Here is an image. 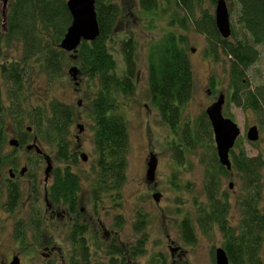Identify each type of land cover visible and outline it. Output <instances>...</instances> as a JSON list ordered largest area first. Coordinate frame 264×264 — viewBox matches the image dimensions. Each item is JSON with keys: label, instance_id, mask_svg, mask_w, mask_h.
<instances>
[{"label": "trees", "instance_id": "obj_1", "mask_svg": "<svg viewBox=\"0 0 264 264\" xmlns=\"http://www.w3.org/2000/svg\"><path fill=\"white\" fill-rule=\"evenodd\" d=\"M235 1L239 5L238 23L249 34L250 42L238 39L236 42H229L227 38L221 37L214 16L203 7L205 2L214 5L216 0H138L143 12L150 15V18L165 19L168 27L158 37L148 41L146 83L150 104L175 135L194 87L189 42L183 32H187L189 28L206 37L205 52L213 60H219V51L229 57L230 86L233 88L229 101L243 109L252 110L259 128L264 130V82L253 89L243 83L246 69L259 57L256 46L264 44V0ZM95 12L99 25L98 36L92 41L82 40L72 52L79 61L87 85L94 93L89 108L95 156L90 164L91 171L84 180L89 183L96 207V204L103 202L104 197L117 199L126 180L129 141L127 122L120 108L123 104L122 98L133 93L137 79V62L136 42L132 35H128L120 43L124 62L122 74L116 71L114 57L109 51V43L114 38L115 27L122 14L117 0H95ZM70 23L71 15L66 0H9L4 23L0 13V49L3 41L7 44L11 39L19 41L23 46L20 60L1 65L2 84L6 87L9 111H5L0 89V149L4 141L3 125L6 118H13L15 121L18 119L19 123L24 124L28 113L31 123L28 127L35 131V137L54 144L57 157L66 164L53 170V180L46 189L48 199L65 205L69 211L74 212L83 182L81 176L70 166L78 162L77 155L71 150L69 139L74 110L58 100L50 101L47 106L38 104L28 112L21 105L25 98V82L31 74L28 70L30 61L48 79L60 73L66 51L59 47V43ZM26 128L23 131V142L28 141L26 136L29 133ZM181 130L180 141L187 148H192L195 141L210 148V159L204 175L205 199L202 202L196 201L195 224L204 235L210 236L216 229L222 234L221 247L228 256L229 264H260L259 252L264 243V209L260 206L261 169L264 161L259 155H247L242 147H238L236 140L229 152L231 169L223 167L217 158L212 128L206 115L199 121L194 135L188 123ZM235 148L239 149L236 151ZM173 150L175 159L180 161L181 148L176 145ZM231 171L235 172L240 183L234 202L220 188L218 180L219 175H227ZM31 191L34 194L31 204L34 206L39 193L34 177L31 179ZM18 198L17 185L10 183L3 208L14 210ZM232 208L237 213L236 221L231 217ZM117 220L120 227L122 220L120 217ZM27 222L25 225V222L19 221L14 228V239L20 245L27 244L31 238L35 242L40 241L44 223L36 205ZM144 224L145 219L138 217L135 231L143 230ZM178 228L184 243H195L196 232L191 217L184 216L179 221ZM87 230L91 231L90 226L87 228L75 225L72 228V252L69 258L71 264H128L122 248L112 241L104 247L97 244L95 248L105 252L107 261L92 263V252L83 236ZM143 243V237L139 238L128 254L131 257L141 254ZM148 264L166 262L157 253Z\"/></svg>", "mask_w": 264, "mask_h": 264}, {"label": "rangeland", "instance_id": "obj_2", "mask_svg": "<svg viewBox=\"0 0 264 264\" xmlns=\"http://www.w3.org/2000/svg\"><path fill=\"white\" fill-rule=\"evenodd\" d=\"M117 2L122 9V14L116 24L114 38L109 43V51L114 57L116 71L122 74L124 62L120 43L128 35H132L136 42L137 62V79L134 82L133 93L122 98L123 104L120 108L127 122L129 141L126 180L121 188L120 196L115 200L104 197L103 202L96 207V211L90 200L89 183L84 179L91 171L90 164L95 156L92 140L93 124L89 108L94 93L93 89L87 85L79 61L73 55L74 52H65L62 69L58 76L52 79H48L45 74L40 73L38 66L31 64L32 61H30L28 70L31 74L25 82V98L21 101V105L28 112L30 108L38 104L47 106L50 101L58 100L70 105L74 110V121L69 134L71 150H78V154L85 153L87 159L83 161L78 158V162L70 166L83 180L79 193V206L85 208L83 219L87 221L91 229L87 234V242L90 252H92V263L107 261L108 257L105 252L100 249L97 251L95 248L97 244L104 247L105 244L112 241L125 250L128 264H148L151 257L157 253L165 258L166 264H214L212 252L214 253L216 247L222 246V234L216 229L210 236L204 235L194 222L197 212L196 201L202 202L205 199L204 175L210 159V148L208 145L196 141L192 148H187L180 141L181 129L185 123H188L194 135L199 121L205 115V108L216 99L221 91L227 93L224 114L235 121L240 128V135L237 139L238 147H242L249 156L259 155L263 161L264 130L259 128L257 117L252 110L243 109L229 101L233 93V88L231 91L230 87L229 57L219 51V60H213L205 52L206 37L189 28L187 32H183L186 33L189 42V58L194 80L193 94L182 112L177 135L173 134L162 122L157 110L150 104L146 83L147 44L151 38L158 37L168 28L165 19L150 18V15L140 9L138 0H117ZM226 4L231 25V35L227 40L236 42L238 39L250 42L249 34L243 30L237 20L239 5L235 0H226ZM203 7H206L214 16L215 4L210 5L205 2ZM1 8L0 0V13ZM5 32L4 30L3 33L5 34ZM256 48L259 57L246 69L243 80V83L251 89L264 82V44L258 45ZM22 55L23 46L19 41L11 39L10 43L6 44L4 41L1 43L0 89L6 112L9 109L6 87L2 84L1 65L18 61ZM72 67L77 70L75 78L69 73ZM207 87L212 89L210 95L207 93ZM28 117V113H26L24 130L31 125ZM8 120L4 136L6 142L4 148L0 150V155H6L11 151L8 140L14 134L10 125L11 121ZM78 125H82L81 130ZM252 125H257L259 129V137L254 142H250L246 138V131ZM28 133L26 136L28 142H31L32 139L37 142L39 148L51 159L54 169L66 165L57 157L54 144L47 143L43 138H36V133L32 128ZM176 145L181 148L180 161H177L174 156L173 146ZM239 148H235V150L237 151ZM150 153L156 155L157 167L154 180L149 183L145 174L146 161ZM34 154V150L27 151L26 149L15 151L12 154L18 159L15 180L19 183L22 194V201L14 213H9L3 208L6 184L0 183V264L9 261L12 255H19L21 264L48 263V259L51 258L49 257L50 250L45 248L48 243L44 244L43 234L44 237L54 240L56 260L53 263L71 264L69 258L72 244L67 241L70 225L67 218H51L47 213L40 241H33L31 234H29L31 240L29 239L30 241L25 245H20L14 239L15 219L22 217L23 222H26L23 224L26 225L35 206L30 201L33 177L38 181L37 187L41 192L36 206L41 210L45 208L43 177L46 164L42 158H35ZM26 164L28 165L27 170L23 175H20V168ZM2 171L4 176H7L8 165L0 166V172ZM261 172L262 198L260 206L264 209V162ZM218 180L220 188L226 191L230 200L234 202L240 184L235 172L219 175ZM229 183H232L231 188H229ZM158 192L160 196L158 201H155L153 194ZM187 215L191 217L196 232V241L191 245L182 241L178 228L179 221ZM117 217L122 220L120 227L117 225ZM138 217L145 219V227L141 231L134 229ZM231 217L236 221L237 213L234 208L231 210ZM142 237L144 239L142 253L131 257L128 252ZM172 248L176 249L173 255L171 254ZM259 256L260 264H264V243Z\"/></svg>", "mask_w": 264, "mask_h": 264}, {"label": "water", "instance_id": "obj_3", "mask_svg": "<svg viewBox=\"0 0 264 264\" xmlns=\"http://www.w3.org/2000/svg\"><path fill=\"white\" fill-rule=\"evenodd\" d=\"M9 0H1L2 8L1 15L3 23L6 20V9ZM67 8L71 15V23L67 27L63 38L59 43V47L65 51H75L82 40L92 41L99 34V25L95 12V0H66ZM214 21L218 32L222 38H228L231 35V25L229 12L226 4V0H216L214 9ZM4 26V25H3ZM76 68L72 67L69 73L75 78ZM224 102V94L220 93L217 99L212 102L205 110V114L210 122L212 128L213 140L216 149V154L219 163L227 170L231 169V160L229 158V152L233 148L236 140L240 135V128L235 121L231 118L224 116L222 113V105ZM79 130L82 129V125H78ZM259 137V129L257 125L248 127L246 131V138L250 142H254ZM10 144L16 145L17 142L13 139L10 140ZM34 146L36 151L41 152L39 147L34 145H28L27 148ZM82 160H86L85 153H81ZM45 174L47 175L51 169L49 157L46 156ZM146 179L151 182L154 180L155 171L157 167V157L155 154L150 153L148 160L146 161ZM232 187V183H229V188ZM153 199L158 201L159 194H153ZM172 248V253L175 251ZM6 264H21L17 255H14L10 262ZM214 264H229L228 256L225 250L220 246L214 250Z\"/></svg>", "mask_w": 264, "mask_h": 264}, {"label": "flooded vegetation", "instance_id": "obj_4", "mask_svg": "<svg viewBox=\"0 0 264 264\" xmlns=\"http://www.w3.org/2000/svg\"><path fill=\"white\" fill-rule=\"evenodd\" d=\"M231 91H232V87H231ZM207 93L209 95L212 93V89L210 87H207ZM220 93L224 94V102H223V105H222V113H223L224 116H226L224 114V110H225V104H226V99H227V93L226 92H221V91L219 92V94ZM217 97H216V99H217ZM216 99H214L212 102H214ZM209 105H207V107ZM206 108H205V110H206ZM8 119H10V121H11L10 125L12 127V131H13V134H14V136L11 139L15 140L17 142V144L16 145L10 144V140L11 139H9L8 140V144L11 146V151L8 154H6V155H3V154L0 155V166L8 165V174H7V176H4L3 171L0 172V183L1 182H4L6 184V194H5V200H4L3 204L5 203V201L7 199V186L10 183L11 184H16L17 187H18V189H19V198H18V203H17L16 208L14 210H12V211H8V210L4 209L5 211H7L9 213H14V211L17 210L18 206L20 205V203L22 201V194H21V189H20L19 183L15 180V178H16L15 175H16L17 166H18V163H17V160L18 159H17V157H14V155L12 156V154L15 151H18V150H21V149H26L27 151L34 150V153H35L34 156H35V158H42L45 161V164L46 165H47V163H46V156L47 155L41 150V148H39L41 150V152L36 151V148L34 146H32L31 148L28 149L27 148L28 145H34L37 142H34L35 140H33V139H32L31 142H28V141L23 142V137H22L23 136V131H24V129H23V123L22 124L19 123L18 119L16 121L13 118H9L8 117ZM8 119H6V121H5L4 125H3L4 136H5V129L7 128V121H9ZM26 130L28 132L31 129L27 126ZM5 142L6 141H5V137H4V141L2 142L1 149L4 148ZM73 151L77 155V158H80L82 160V158L80 156L82 152L80 154H78V150L75 149ZM49 160H50V164H51V169H50V171L48 172L47 175L45 174V171H44V177H43V185H44L43 200L45 202V208H43L41 210L37 206L36 207L39 209V215H40L41 220H43V223H44V220L46 218V214L47 213H48V215L51 218L55 217L56 219H65V218L68 219V222H69L70 225L68 227L69 230H68V235H67V241L70 242V240H71L70 234L72 232L73 226H75V225H83V226H85L87 228L89 227V224L87 223V221H85L83 219L84 213L86 211H85V208H83L82 206H79V200H80L79 194H78V200H77L78 203H77V206H76V210L74 212L69 211L65 205L58 204V203L53 202V201H51V200L48 199V196L46 194V189L51 184V182L53 180V170H54L53 165L51 163V159L49 158ZM83 161H85V160H83ZM27 168H28V165L27 164L26 165H23L20 168V170H19V174L20 175H23L24 172L27 170ZM44 170H45V168H44ZM37 183H38V181L36 182V184ZM37 191L39 192L38 193V199H39V195L41 194V192L38 189V187H37ZM80 191H79V193H80ZM30 192H31V199H30V201L32 203V201H33L32 199L34 198V194L32 193L31 190H30ZM89 192H90V190H89ZM158 194L160 196V193L159 192H158ZM89 195H90V200H91V202L93 204V198H92L91 194H89ZM36 204H37V202L35 203V205ZM100 204H96V207H98ZM96 207L93 204V208L95 209V211H96ZM92 216L94 217V213L92 214ZM95 218H97V217H95ZM19 221L23 222L22 217L15 219L13 230H14L17 222H19ZM89 232H90V230H87L86 232L83 233V236L85 237L86 240H87V234ZM43 238H44L43 239L44 244H47L48 243V246L46 245L45 248H49V250H50L49 257H51V258L48 259L49 260L48 263H44V264H55V263H53V261L55 262V260H56L55 259V256H54V251H55V247H56L55 246V243H54V240H51L50 237H48V238L46 236L44 237V234H43ZM122 251L125 254V250L122 249ZM171 254L173 255L174 253H172V251H171ZM13 256L14 255L11 256V259H12ZM18 257H19V255H18ZM11 259L9 261H7L6 263L10 262ZM6 263H4V264H6Z\"/></svg>", "mask_w": 264, "mask_h": 264}]
</instances>
